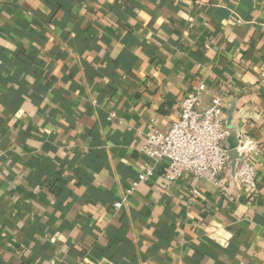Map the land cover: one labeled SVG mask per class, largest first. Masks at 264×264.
<instances>
[{"label":"crops","instance_id":"1","mask_svg":"<svg viewBox=\"0 0 264 264\" xmlns=\"http://www.w3.org/2000/svg\"><path fill=\"white\" fill-rule=\"evenodd\" d=\"M201 82L256 188L160 161L132 190ZM0 264H264V0H0Z\"/></svg>","mask_w":264,"mask_h":264},{"label":"built area","instance_id":"2","mask_svg":"<svg viewBox=\"0 0 264 264\" xmlns=\"http://www.w3.org/2000/svg\"><path fill=\"white\" fill-rule=\"evenodd\" d=\"M204 91L205 85L201 82L197 88L186 93L178 116L166 128L146 133L141 151L148 162L132 190L153 175L160 161L166 163L164 177L168 182L177 180L183 174H191L195 178L208 179L224 191L221 177L231 180L244 191L256 188L254 156L257 147L245 134L237 133L233 125L231 129L227 127L223 94L212 95L209 105L199 108V99ZM232 131L236 133V150L241 156L236 159L233 169L227 142ZM190 192L195 194L197 191L194 187ZM114 205L118 208L121 203Z\"/></svg>","mask_w":264,"mask_h":264},{"label":"water","instance_id":"3","mask_svg":"<svg viewBox=\"0 0 264 264\" xmlns=\"http://www.w3.org/2000/svg\"><path fill=\"white\" fill-rule=\"evenodd\" d=\"M231 118H232V108H230L227 111V117H226V124H227V127L230 129L232 128ZM227 142H228V156L230 160V165L233 169L235 166L236 159L241 157L236 150V147L238 146V139L234 131H232L229 134L227 138Z\"/></svg>","mask_w":264,"mask_h":264}]
</instances>
